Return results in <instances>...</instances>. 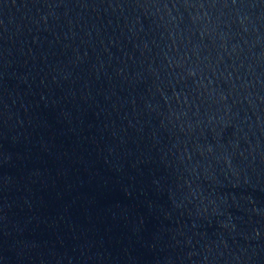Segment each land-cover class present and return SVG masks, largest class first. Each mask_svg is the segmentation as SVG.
Instances as JSON below:
<instances>
[{"label":"water","instance_id":"1","mask_svg":"<svg viewBox=\"0 0 264 264\" xmlns=\"http://www.w3.org/2000/svg\"><path fill=\"white\" fill-rule=\"evenodd\" d=\"M0 264H264V0H0Z\"/></svg>","mask_w":264,"mask_h":264}]
</instances>
